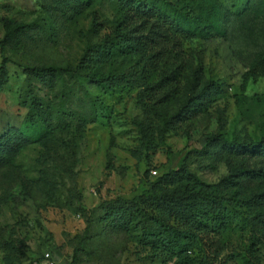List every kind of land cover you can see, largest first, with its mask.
Masks as SVG:
<instances>
[{
  "label": "rangeland",
  "instance_id": "1",
  "mask_svg": "<svg viewBox=\"0 0 264 264\" xmlns=\"http://www.w3.org/2000/svg\"><path fill=\"white\" fill-rule=\"evenodd\" d=\"M138 3L153 7L175 40L177 60L167 47L151 78L155 85L178 69L174 95L158 87L151 100L145 96L141 67L149 52L99 54L119 40L121 12ZM3 20L28 28L0 51L8 60L0 132L34 119L31 100L48 123L41 121L43 145L29 142L3 155L0 264L5 253L10 264H244L248 253L264 264V177L239 184L245 199L223 190L220 209L228 224L218 231L153 204L133 212L121 229L100 205L161 193L169 186L151 182L179 162L202 183L216 185L227 167L219 146L206 139L264 137V74L244 78L254 54L264 52V0H0V40ZM50 64L75 73L48 87L22 70ZM99 73L122 82L89 81ZM203 81L216 85L209 98L179 112ZM259 165L258 155L245 162Z\"/></svg>",
  "mask_w": 264,
  "mask_h": 264
},
{
  "label": "trees",
  "instance_id": "2",
  "mask_svg": "<svg viewBox=\"0 0 264 264\" xmlns=\"http://www.w3.org/2000/svg\"><path fill=\"white\" fill-rule=\"evenodd\" d=\"M161 22V23H160ZM163 19L160 20L158 13L153 7L145 4H136L121 12L118 18L117 29L119 30V40L115 44L99 48V54L107 57L115 55L116 52L127 53L128 51L141 56L149 52L145 58L146 65H142V71L147 78L145 96L151 100L158 87H164L168 93H177L178 69L169 71L159 78L155 85L151 78L156 71L155 62H164L165 49H172L171 59L176 61L175 40L170 35L169 27ZM166 24V25H164ZM3 37L0 40V51L4 45L13 39L20 37L27 30V25L21 22H10L3 20ZM166 53V52H165ZM110 58V57H109ZM7 59L1 56L0 59V90L7 82ZM23 72L33 76L40 83L50 87L55 78L62 75H72L75 69L69 66L40 65L24 66ZM264 74V52L257 51L248 68L244 72L245 80H255ZM89 81L96 85L112 86L117 85L122 80L120 77L111 74L99 73L98 75H88ZM215 83L203 81L196 93L190 92V96L184 101L179 112L185 113L194 110L199 104L198 100H207L212 94ZM31 110L34 111V119H27L17 127H8L0 132V165L5 162L3 155L15 154L24 144L29 142H39L42 145L47 138V132L41 127V121L48 123V114L44 112L34 100H31ZM180 114V113H179ZM177 114V115H179ZM32 130V134L29 130ZM212 142L219 146L224 154V164L227 167V174L216 185H206L198 180L191 173L183 162L178 166L168 169L151 182L152 186H169L161 193L143 191L128 200L113 198L100 203L104 210V216L110 219L113 226L127 229L132 221L133 212H142L144 206L153 204L156 208H161L167 212L173 210L184 211L191 221L197 224H210L215 231L225 228L228 218L220 207L226 199L223 190L229 188L237 196H240L239 184L246 179L264 177V137L258 141H239L236 139L226 140L221 134L210 135L205 143ZM205 147H200L203 150ZM253 155L259 156V167L248 168L245 162ZM241 199L245 197L240 196ZM254 198V197H253ZM148 204V205H147ZM87 226L85 229V234ZM8 248V247H7ZM81 249V243L74 249V255ZM6 250V249H5ZM8 251V249L6 250ZM3 257L4 264H10L8 256ZM244 264H258L257 259L247 254Z\"/></svg>",
  "mask_w": 264,
  "mask_h": 264
},
{
  "label": "built area",
  "instance_id": "3",
  "mask_svg": "<svg viewBox=\"0 0 264 264\" xmlns=\"http://www.w3.org/2000/svg\"><path fill=\"white\" fill-rule=\"evenodd\" d=\"M151 172H152L153 174L155 173V171H154V170H152ZM46 256H48V254H47V253H45V257H46Z\"/></svg>",
  "mask_w": 264,
  "mask_h": 264
}]
</instances>
